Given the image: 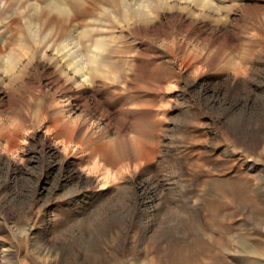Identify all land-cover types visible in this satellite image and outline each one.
<instances>
[{"label": "rangeland", "instance_id": "obj_1", "mask_svg": "<svg viewBox=\"0 0 264 264\" xmlns=\"http://www.w3.org/2000/svg\"><path fill=\"white\" fill-rule=\"evenodd\" d=\"M0 264H264V0H0Z\"/></svg>", "mask_w": 264, "mask_h": 264}]
</instances>
